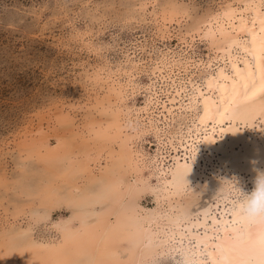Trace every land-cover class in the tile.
Returning a JSON list of instances; mask_svg holds the SVG:
<instances>
[{
	"label": "rangeland",
	"instance_id": "rangeland-1",
	"mask_svg": "<svg viewBox=\"0 0 264 264\" xmlns=\"http://www.w3.org/2000/svg\"><path fill=\"white\" fill-rule=\"evenodd\" d=\"M237 2L0 0V264H56L55 261H59L57 264H106L112 261L113 252L95 258L87 252L80 254L86 249L74 244L76 230L80 232L86 224L103 220L105 213L116 209L121 199L126 198V190L134 183L135 176L148 178L153 173L149 177V189L133 192L122 207L131 202L155 206L163 185L157 178L159 170L154 169L155 164L146 165L158 152L164 151L167 155L171 151L170 144L168 149H159L157 130L147 124L144 126L147 130L141 131L139 138L129 141L139 164L131 167L123 140L112 132V124L119 119L118 107L129 111L144 106L149 92L145 87L155 79L152 72L157 62L166 55L182 52V42H191L189 34L205 27L226 5ZM170 16L175 20L168 21ZM193 45L194 48H189L193 59L213 57L214 51L206 39L198 36ZM182 62L181 65L186 64ZM107 73L118 76L123 83L133 79L129 87L136 86L139 92L134 96L129 88L124 102L121 93L110 91L106 83L103 85L105 80L101 77ZM206 74L201 71L195 79L203 81ZM189 114L176 111L175 119L169 123L170 136L177 145H180L181 131L187 130L194 117ZM99 129L113 134L105 140L106 149L100 158L96 145L102 141H97ZM163 129L162 137L168 141ZM82 141L92 144L89 152L82 149ZM71 152L74 154L70 155ZM87 155L94 160H86ZM88 169L93 170L97 181L92 178L90 182ZM240 187L244 192L254 189L247 178L241 181ZM75 189L80 191L77 193ZM109 189L113 194L106 203L94 202L95 194L111 192ZM224 194L217 187L209 188L190 198L186 207L194 213L202 212ZM230 194L235 195L233 190ZM135 239L133 236L117 241L124 259L136 250ZM52 255L58 256L55 259ZM68 256L70 259H65ZM147 264H185V259L182 253H175Z\"/></svg>",
	"mask_w": 264,
	"mask_h": 264
},
{
	"label": "bare ground",
	"instance_id": "bare-ground-1",
	"mask_svg": "<svg viewBox=\"0 0 264 264\" xmlns=\"http://www.w3.org/2000/svg\"><path fill=\"white\" fill-rule=\"evenodd\" d=\"M237 1L228 7L226 5L222 12L209 19L205 27L197 29L193 34L188 33L191 35V42L190 40L182 42L184 43L182 52L171 56L164 54L166 56L157 62L156 70L152 72L155 73L153 75L155 79H152L147 87L143 86L149 91L144 106L127 111L118 105L117 113L120 120H115V124H112L111 127L114 129L112 132L123 140L122 146L125 147V156L131 167L139 164L135 158L136 152L129 141H133L135 137L139 138L140 132L147 130L144 127L147 124L157 130L159 149L162 147L168 149L169 144L171 145L169 154L164 155V151L158 152L147 165L143 163L147 167L155 164L154 169L159 170L157 178L163 185L162 193L157 195L153 207H144L134 202L122 207L133 192H144L149 189L151 179L149 177L153 173L148 178L135 176L134 183L126 190V198L121 199L116 209L105 213L103 220L86 224L82 232L76 230L73 236L74 244L82 245L86 249L80 254L87 252L95 258L103 253L105 255L115 253L108 264H147L163 255L175 253L184 255L185 264H264V223L243 222L235 212L238 195L235 192V184L239 187L241 181L247 178L255 186L254 181L258 172H264V0ZM167 19L171 22L175 20L173 16ZM198 36L200 39H206L212 46L214 55L208 60H195L194 56H190L189 48L194 46L193 43ZM182 60L186 64L181 65ZM201 71L207 72L204 80H196V74ZM101 79L105 80L103 85L106 83L110 91L121 93L122 99L126 102L129 85L133 79L129 83L128 81L123 83L124 81L111 73L103 75ZM130 89L134 96L140 90L136 86ZM96 106L98 108V105ZM176 111L178 114L187 112L194 116L193 119L190 118L192 120L187 130L181 131L178 141L180 145L174 142L169 130V123L175 119ZM121 116H124L122 119L126 124L122 123ZM160 123H163V127ZM163 128L166 129L168 141L162 137ZM112 135L109 131L99 129L97 141H102L96 144L98 158L106 149L105 142ZM82 142L84 143L82 149L86 150V153L89 152L92 144ZM87 157L86 160L90 162L94 160L92 156ZM168 162L170 164H167ZM88 171L90 182L92 178L97 181L93 177V170ZM114 183L117 184V181ZM212 187L224 192V196L211 201L210 206L199 213H194L186 207L190 198ZM232 190L234 196L230 194ZM89 192L90 190L86 196ZM112 194L113 191L95 194L94 202L106 203ZM86 196L83 194V197ZM133 236L136 237L137 248L124 259L120 255L117 241ZM76 251L79 253L78 248ZM52 257L55 258L53 255ZM67 258L70 259L69 256L65 257ZM51 262L54 263L52 260ZM57 262L59 261H55L56 264Z\"/></svg>",
	"mask_w": 264,
	"mask_h": 264
},
{
	"label": "clouds",
	"instance_id": "clouds-1",
	"mask_svg": "<svg viewBox=\"0 0 264 264\" xmlns=\"http://www.w3.org/2000/svg\"><path fill=\"white\" fill-rule=\"evenodd\" d=\"M254 189L244 192L235 184V212L241 221L246 223H264V172H258Z\"/></svg>",
	"mask_w": 264,
	"mask_h": 264
}]
</instances>
